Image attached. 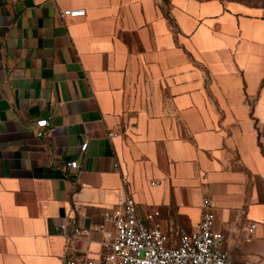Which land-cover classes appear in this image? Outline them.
<instances>
[{"label":"crops","instance_id":"0c3cea01","mask_svg":"<svg viewBox=\"0 0 264 264\" xmlns=\"http://www.w3.org/2000/svg\"><path fill=\"white\" fill-rule=\"evenodd\" d=\"M127 194L169 244L210 197L233 263L264 264V5L0 0V264L98 258Z\"/></svg>","mask_w":264,"mask_h":264},{"label":"built area","instance_id":"2783aa9c","mask_svg":"<svg viewBox=\"0 0 264 264\" xmlns=\"http://www.w3.org/2000/svg\"><path fill=\"white\" fill-rule=\"evenodd\" d=\"M85 8H68L60 11L62 18L85 16ZM42 125H49L42 120ZM43 135V132H39ZM87 144L83 145L86 149ZM68 166L77 168V160ZM155 181L152 184L155 185ZM160 210L154 209L140 213L135 198L127 194L124 200L105 212V218L114 225L109 239L104 242L103 251L98 258L82 256L69 258L66 264H234L227 248L223 232L214 228V203L205 197L202 203V215L198 229L189 232L180 227L179 243L169 244V235L157 221ZM61 228L71 229L74 236L89 237L93 228L86 225H69ZM256 223L251 222L249 232L253 233Z\"/></svg>","mask_w":264,"mask_h":264},{"label":"rangeland","instance_id":"374dc122","mask_svg":"<svg viewBox=\"0 0 264 264\" xmlns=\"http://www.w3.org/2000/svg\"><path fill=\"white\" fill-rule=\"evenodd\" d=\"M225 1H238L246 5H264V0H225Z\"/></svg>","mask_w":264,"mask_h":264}]
</instances>
